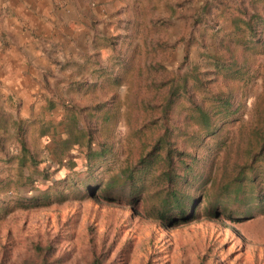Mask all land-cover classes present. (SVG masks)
<instances>
[{"label":"rangeland","instance_id":"1","mask_svg":"<svg viewBox=\"0 0 264 264\" xmlns=\"http://www.w3.org/2000/svg\"><path fill=\"white\" fill-rule=\"evenodd\" d=\"M191 99L217 124L193 142ZM167 129L196 156L179 226L132 175ZM262 134L264 0H0V264H264ZM250 164V212L230 213L217 194Z\"/></svg>","mask_w":264,"mask_h":264},{"label":"trees","instance_id":"2","mask_svg":"<svg viewBox=\"0 0 264 264\" xmlns=\"http://www.w3.org/2000/svg\"><path fill=\"white\" fill-rule=\"evenodd\" d=\"M196 81L202 86L199 76L195 77ZM174 79L170 86L169 95L166 98V103L163 106L164 117L167 119L169 117L167 114L173 110V105L176 100L174 97L179 95V92H184L188 94L189 81L188 79L177 84ZM231 98L228 96L224 106L229 108L231 103ZM192 106L190 107V115L192 121L198 127V132L190 137V140L197 141L202 135V132H208L209 134H215L217 129V124L214 118V110L216 109L214 104H211V108L207 107L205 104H197L194 99L190 100ZM166 129V128H165ZM164 131V130H163ZM262 143L260 151L255 155V163L262 161L264 163V135L259 137ZM178 142L173 140L170 131L167 129L164 133L161 132L155 138H153L152 143L148 148V151L143 154L138 163L134 166L132 175H139V178L144 181L147 175H152L153 179L157 181L158 187V205L153 206L150 210V214L158 217V219L163 223H169L173 226H179L181 224L188 223L195 217V212L192 207H189L187 199H183L185 196L182 193V188L190 179V176L195 171L196 166V156L192 153H187L185 150H181L178 146ZM255 164H250L242 167V173L239 172L240 177L236 180L234 179L231 184L223 185V190L217 194L218 198H227L231 203L233 202L237 205L236 209H232L230 213L236 210H241V213L248 214L250 212V204L253 202L250 200L253 198L251 195L247 197L245 194L247 182L252 184V190H255L256 175L248 180L245 176L246 170H250L252 174L257 173V168L254 167ZM133 184L131 186V198L137 199L145 192L146 188L142 185L138 188L137 181L133 178ZM235 184V190L230 191V185ZM258 201L264 203L263 196L258 192L256 195ZM187 198V197H186ZM220 204V203H219ZM258 209V207H256ZM226 210V208H224ZM213 211V210H212ZM211 211V212H212ZM229 216H232L229 214ZM49 248V247H48ZM107 259L106 254H94V261L92 264H101Z\"/></svg>","mask_w":264,"mask_h":264}]
</instances>
